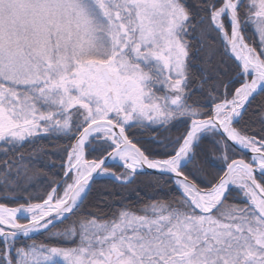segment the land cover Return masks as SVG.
<instances>
[{
    "label": "snow or ice",
    "instance_id": "6c2138e0",
    "mask_svg": "<svg viewBox=\"0 0 264 264\" xmlns=\"http://www.w3.org/2000/svg\"><path fill=\"white\" fill-rule=\"evenodd\" d=\"M0 264H264V0H0Z\"/></svg>",
    "mask_w": 264,
    "mask_h": 264
},
{
    "label": "trees",
    "instance_id": "16d2710c",
    "mask_svg": "<svg viewBox=\"0 0 264 264\" xmlns=\"http://www.w3.org/2000/svg\"><path fill=\"white\" fill-rule=\"evenodd\" d=\"M167 134H168V133H165V132L161 131V132L159 133L158 138H162V137H164V136L167 135ZM176 134H178V133L176 132V130H173L172 135H176ZM142 142H143L144 144H146V145L149 144V141H148V139H147L146 136L143 138ZM148 180H149V177H139V178H138V181H137V184L130 185V186H129V189L139 188V190H141L142 193H144V192H148V193L150 194V193H151V189H150V187H149V185H148ZM96 187L99 188V187H101V185L98 184V185H96ZM128 199H129L130 201H134V200H135V195H134V194H129V195H128Z\"/></svg>",
    "mask_w": 264,
    "mask_h": 264
}]
</instances>
